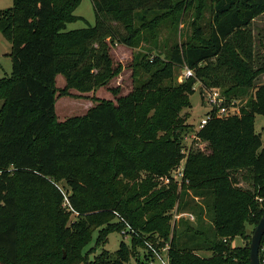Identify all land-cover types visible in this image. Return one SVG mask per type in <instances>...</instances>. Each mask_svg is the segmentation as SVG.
<instances>
[{"label": "trees", "instance_id": "obj_1", "mask_svg": "<svg viewBox=\"0 0 264 264\" xmlns=\"http://www.w3.org/2000/svg\"><path fill=\"white\" fill-rule=\"evenodd\" d=\"M13 1L0 9L12 61L0 77V264H77L78 238L101 225L107 226L98 230L99 243L127 228L132 248L121 241L116 259L88 256L84 264H122L137 246L154 259L166 245L170 264H250V248L232 242L264 214V144L255 124L264 115V85H255L260 70L252 32L264 0H211L208 37L196 42L197 26L167 60L138 53L134 68L149 73L147 79L64 121L57 120L59 92H88L120 71L110 54L115 40L138 46L153 39L168 14L159 11L186 4L199 19L207 0H92L95 24L76 29L68 24L84 19L75 13L82 0ZM173 66L194 76L175 84ZM197 82L203 93L223 88L229 101L250 96L239 114L212 116L188 147L184 135L194 126L181 111L191 107ZM183 159L178 180L172 172ZM239 173L250 187L238 185ZM71 212L80 219L70 220ZM56 242L58 255L50 253Z\"/></svg>", "mask_w": 264, "mask_h": 264}, {"label": "rangeland", "instance_id": "obj_2", "mask_svg": "<svg viewBox=\"0 0 264 264\" xmlns=\"http://www.w3.org/2000/svg\"><path fill=\"white\" fill-rule=\"evenodd\" d=\"M187 0H174L175 3ZM13 0H0V9H5L13 6ZM211 0H207V6L201 10L203 14L201 18L197 19V8L195 6L188 7L184 4L183 8L180 10H165L159 11L158 14L167 13L165 17L161 19V23L156 27V34L153 39L142 43L138 46H128L118 40L111 45L110 54L113 58V63L115 66L120 65V71L107 80V83L103 86H99L96 89L90 90L88 92H80L74 88L67 90L66 94L58 93L56 101V113L57 120L64 121L71 117L81 116L85 114L88 109L96 104L97 99H113L116 100L117 96H122L128 94L132 91L139 82H143L149 77V73H146L141 67H137L135 70V56L140 53L148 54L152 59L155 56H161L163 59H168V54L170 50L176 45H183L185 42L191 40L195 35V29L200 26L201 36L199 42L204 37L209 36V28L211 22L210 13ZM170 12V13H169ZM76 14L81 15L84 19L77 20L75 22L68 24V29H76L81 27H86L88 25L95 24V10L92 0H82L80 6L75 11ZM121 26V25H119ZM120 31L125 32L123 26H121ZM252 32L255 40V65L259 67L260 72L255 79V85H264V13L258 15L252 23ZM10 50V42L2 35L0 32V77L5 74H9L12 70V61L10 57H7L5 51ZM171 71L174 75L175 84H180L185 81V67L173 66ZM65 78L62 75L57 76L56 86L60 89L65 86ZM201 83L197 82L195 84V93L190 96L191 107L184 108L181 111V115L187 113L186 121L193 124V130L184 135L183 144L185 146H190L195 133L199 130V123L203 117L206 116L207 112L210 110V106L206 104V99L201 89ZM221 92L223 88H220ZM256 88L252 89L251 92H255ZM250 93L246 96L237 97L238 105L240 108L246 106L249 101ZM2 101H0V105ZM185 117V116H184ZM256 130L262 133V139L264 144V115L256 116ZM203 146V144H198ZM184 165V159L178 164L176 170L181 169ZM174 170L172 174L175 173ZM241 173L250 176L249 171L242 170ZM241 173L238 174L239 183L238 185L243 187H250L252 181L250 178H243ZM58 184L64 191H69V186L65 181H59ZM261 206L264 207V198H259ZM184 217H190L189 214H181ZM179 215V217L181 216ZM178 217V218H179ZM177 218V217H176ZM79 216L75 212H71L70 220H79ZM117 219V218H116ZM115 219V220H116ZM195 217L192 219L194 220ZM118 220V219H117ZM256 223H246L244 233L242 236H238V241L232 242L233 246H243L250 248L251 237L256 228ZM107 226V225H106ZM105 225L97 226L89 231L87 235L78 238V246L80 256L77 260V264H84L81 262L82 258L91 257L94 259H104L106 262L116 259L118 254L117 250L121 246V241L126 243L127 248H132V234L129 229L125 228L121 231H112L107 235L104 240L98 242V232L99 229H104ZM147 246L150 247L149 241H145ZM52 252L59 254L60 244L56 242L52 244ZM264 249V244H262L261 250ZM156 250V248H154ZM49 253V254H50ZM201 254L208 255L210 252H200ZM47 254V256H49ZM100 256L99 258V255ZM67 251L63 248V257L66 258ZM130 260L127 262H122V264H158V261L153 259V257L147 256V251L144 247L137 246L135 252L132 254ZM108 264V263H105Z\"/></svg>", "mask_w": 264, "mask_h": 264}, {"label": "built area", "instance_id": "obj_3", "mask_svg": "<svg viewBox=\"0 0 264 264\" xmlns=\"http://www.w3.org/2000/svg\"><path fill=\"white\" fill-rule=\"evenodd\" d=\"M194 76V71L188 67H185L184 78H189ZM201 85V84H200ZM204 96L206 99V104L210 106V110L207 112L206 116L203 117L200 121L199 129L202 128L207 121L212 116H230L232 114L240 113V106L238 105V101L235 99H231L230 101L227 97L221 92L220 88L212 87V88H204ZM183 177V170L178 169L173 174V178L180 180ZM171 181L170 177L165 178V182L168 183ZM193 219L194 216L189 214ZM168 251V245L161 248V251H155L154 259L158 261V264H170L169 258L166 254Z\"/></svg>", "mask_w": 264, "mask_h": 264}, {"label": "water", "instance_id": "obj_4", "mask_svg": "<svg viewBox=\"0 0 264 264\" xmlns=\"http://www.w3.org/2000/svg\"><path fill=\"white\" fill-rule=\"evenodd\" d=\"M264 236V214L256 225L250 243V264H261L260 248Z\"/></svg>", "mask_w": 264, "mask_h": 264}, {"label": "crops", "instance_id": "obj_5", "mask_svg": "<svg viewBox=\"0 0 264 264\" xmlns=\"http://www.w3.org/2000/svg\"><path fill=\"white\" fill-rule=\"evenodd\" d=\"M10 48H11V44H10ZM9 51L10 50L5 51L4 55L5 54L7 55L9 53ZM7 57H9V56L7 55ZM236 241H238V236L233 240V243L236 242Z\"/></svg>", "mask_w": 264, "mask_h": 264}]
</instances>
